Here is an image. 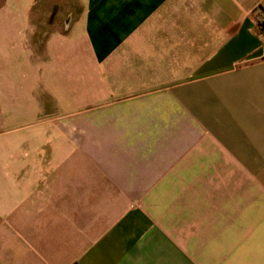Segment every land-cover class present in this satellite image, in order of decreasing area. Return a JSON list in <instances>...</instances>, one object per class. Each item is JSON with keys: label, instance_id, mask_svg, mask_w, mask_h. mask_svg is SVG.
<instances>
[{"label": "crops", "instance_id": "obj_1", "mask_svg": "<svg viewBox=\"0 0 264 264\" xmlns=\"http://www.w3.org/2000/svg\"><path fill=\"white\" fill-rule=\"evenodd\" d=\"M264 0H0V264H264Z\"/></svg>", "mask_w": 264, "mask_h": 264}, {"label": "built area", "instance_id": "obj_2", "mask_svg": "<svg viewBox=\"0 0 264 264\" xmlns=\"http://www.w3.org/2000/svg\"><path fill=\"white\" fill-rule=\"evenodd\" d=\"M256 34L264 42V15L257 21Z\"/></svg>", "mask_w": 264, "mask_h": 264}]
</instances>
